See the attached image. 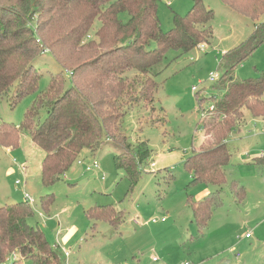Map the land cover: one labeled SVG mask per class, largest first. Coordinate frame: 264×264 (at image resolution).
<instances>
[{
  "label": "trees",
  "instance_id": "obj_1",
  "mask_svg": "<svg viewBox=\"0 0 264 264\" xmlns=\"http://www.w3.org/2000/svg\"><path fill=\"white\" fill-rule=\"evenodd\" d=\"M220 1L252 21L264 14V0ZM157 4L158 0H0V95L8 96L11 106L34 95L18 123L0 122V146H17L20 133L27 131L44 151L40 163L44 186L58 183L83 149L94 152L106 142L119 148L113 154L116 168L136 182L139 165L151 150L146 140L128 141L122 128L125 115L135 106L154 101L159 87L154 77L168 49L187 53L209 43L213 31L214 11L204 0H192L183 15L174 13L168 30L161 29ZM260 45H264V20L253 25L247 39L222 55L225 70L215 84L205 93L194 91L203 140L183 159L191 175L187 186L219 187L199 199L186 195L185 204L200 231L226 182L225 169L234 153L228 135L238 128L244 109L264 119V70H256L253 78L230 77L231 70ZM44 52L59 70L39 90L41 74L34 60ZM207 102L212 109L203 108ZM41 109L46 111L43 119ZM233 190L241 201L244 187L233 183ZM52 197V193L41 197L45 209ZM32 214L24 200L0 205V264L13 251L34 264H65L58 246L27 223ZM85 215L113 228L122 221V212L111 205L91 206Z\"/></svg>",
  "mask_w": 264,
  "mask_h": 264
},
{
  "label": "rangeland",
  "instance_id": "obj_2",
  "mask_svg": "<svg viewBox=\"0 0 264 264\" xmlns=\"http://www.w3.org/2000/svg\"><path fill=\"white\" fill-rule=\"evenodd\" d=\"M191 4L192 0H158L161 29H170L174 13L185 14ZM204 4L214 11L212 37L204 43V52L197 46L187 53L168 49L154 77L159 84L154 101L133 107L123 119L128 141L146 140L151 150L139 165L135 183L116 168L113 154L119 148L110 142L94 152L83 149L52 186L40 182L44 151L27 131L20 133L17 146H0V205L23 201L25 191L33 199V214L27 223L41 229L49 243L58 246L65 264H264V157H259L264 152L262 117H252L244 109L238 128L228 135L234 153L225 169L219 201L203 230L198 229L185 204L187 194L199 199L219 188L202 183L187 186L191 175L184 169L183 159L203 140L192 87L205 93L212 85L210 74L220 76L225 70L222 55L247 39L253 25L264 20L262 14L252 21L220 0H204ZM34 61L41 74V90L59 66L47 52ZM256 70H264V45L237 64L230 77L253 78ZM7 97L0 95V122L16 124L34 95L13 106ZM209 106L210 102L203 103L204 109ZM45 113V109L39 111L41 119ZM94 161L99 168L86 170ZM16 180L21 183L15 185ZM233 183L244 187L241 201L235 197ZM51 193L53 200L45 209L41 197ZM94 205H111L122 212V221L113 228L107 222L89 220L85 210ZM10 260L9 254L3 263ZM17 262L34 264L25 257Z\"/></svg>",
  "mask_w": 264,
  "mask_h": 264
},
{
  "label": "built area",
  "instance_id": "obj_3",
  "mask_svg": "<svg viewBox=\"0 0 264 264\" xmlns=\"http://www.w3.org/2000/svg\"><path fill=\"white\" fill-rule=\"evenodd\" d=\"M197 47L200 51L204 52V50H205L204 43L199 44ZM217 78H218V75L216 73H211L209 76V81L211 83H213L217 80ZM192 90L196 91L197 88L192 87ZM209 109H212V106H209ZM260 156L264 157V152L260 153ZM151 165H153V164H151ZM92 168H99V164L96 161H94L91 166L86 167V170H91ZM14 183H15V185H19L21 182H20V180H16ZM22 195H23L24 201H26L29 205H31V203H33V199L25 191H23ZM161 220H163V218H161ZM245 236L248 237V233H246ZM65 254L67 255V252ZM18 258H20V255L17 251H13L10 253V259L11 260H17ZM2 264H5V263H2Z\"/></svg>",
  "mask_w": 264,
  "mask_h": 264
},
{
  "label": "crops",
  "instance_id": "obj_4",
  "mask_svg": "<svg viewBox=\"0 0 264 264\" xmlns=\"http://www.w3.org/2000/svg\"><path fill=\"white\" fill-rule=\"evenodd\" d=\"M239 130V129H238ZM259 157H261L260 155H259ZM23 196V195H22ZM24 200V199H23Z\"/></svg>",
  "mask_w": 264,
  "mask_h": 264
}]
</instances>
